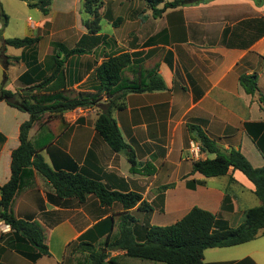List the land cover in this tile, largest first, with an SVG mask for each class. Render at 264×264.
I'll list each match as a JSON object with an SVG mask.
<instances>
[{"label": "crops", "instance_id": "obj_1", "mask_svg": "<svg viewBox=\"0 0 264 264\" xmlns=\"http://www.w3.org/2000/svg\"><path fill=\"white\" fill-rule=\"evenodd\" d=\"M0 1L9 16L6 30L13 18L23 20V36L39 39L33 49L6 48L5 53L9 57L26 55L24 60L7 69L0 64L3 70L0 87L4 85L8 91L22 92L34 85L32 81L38 84L51 76L60 51L52 48L42 50L44 40L52 43L79 40L84 46L87 32L80 14L82 0H53L47 15L23 0H16L19 4L10 13L3 0ZM31 13L37 17L35 22L28 17ZM137 18L134 25L138 24V30L133 28V31L142 42L141 47L137 46L138 43L132 44L125 52H138L141 59H154L161 55L159 74L167 89L129 93L123 101L126 108L115 111L113 115L137 161L152 163L157 170L155 175L132 174L126 153H115L97 133L95 123L103 106L101 103L96 110L80 108L69 112L70 118L66 114L68 129L40 154L53 169L71 170L76 165L85 176L101 181L107 188L138 192L149 203L148 194L155 189L156 183L184 184L187 190L200 195L202 209L220 214L223 221L230 224L238 213L239 220H243L246 211L261 202L255 194L254 184L242 172L231 169L228 175L213 178L196 173L191 175L192 180L203 182V185L192 190L187 187L188 182L180 181L183 168L177 161L180 155L186 154L185 146L192 136L189 127L196 125L216 140L222 149L240 150L255 168L264 166V157L245 128L247 123L264 122V109L259 101L260 94L264 95V0H208L194 6L168 9L160 18L152 16L150 10L140 13ZM19 36L12 30L5 40ZM86 43L94 46L88 40ZM82 50V53L70 57L61 54L66 86L77 91L96 90L99 86L96 69L107 58L94 48ZM34 58H37V64L32 63ZM15 68L16 75L10 81L9 71ZM27 72L33 73L29 81L21 82L20 77ZM253 74L258 76L259 92L249 95L241 86L240 78ZM63 86V81L57 80L54 85L46 86L43 92ZM0 111L1 188L11 177L12 153L20 145V126L30 120V115L3 101L0 102ZM48 135L47 129L34 127L29 138L35 144ZM202 156L204 159L214 158L204 153ZM194 162L187 164L190 171L186 174H190ZM36 182L39 189L30 190L21 198L16 216L38 222L48 229L50 255L31 261L15 249L13 234L9 231L0 234V263L78 264L76 250L79 238L84 236L85 241L94 244L102 240L112 229L110 218L122 212V206H104L94 195H89L84 203L77 199L62 200L49 196L42 189L38 177ZM173 190L166 192L165 209L169 208V194ZM238 202L242 206H237ZM130 212L136 220L145 215L137 208ZM133 228L138 240L143 241L145 231L137 236L134 225ZM260 237L263 235L257 239ZM242 245L229 247L236 249L223 252L225 257L211 254L212 258L207 262L205 254L210 251L208 249L204 253V261L206 264H264V240L251 244L250 253L244 257L235 256L242 250L237 247ZM20 246L28 253H34L28 244ZM111 253L112 256L124 254L123 251ZM246 260L249 261L244 262Z\"/></svg>", "mask_w": 264, "mask_h": 264}, {"label": "trees", "instance_id": "obj_2", "mask_svg": "<svg viewBox=\"0 0 264 264\" xmlns=\"http://www.w3.org/2000/svg\"><path fill=\"white\" fill-rule=\"evenodd\" d=\"M29 6L48 14L53 0H23ZM96 0H87L85 11L88 15L98 18L99 14L94 6ZM152 10L155 18L162 17L168 9L188 5H198L208 0H141ZM162 6V7H161ZM0 22L2 29L9 25V16L0 1ZM96 24V21L94 22ZM89 33H99V28ZM39 42L38 38H10L4 41L0 54L2 63L6 68L25 59L22 57H9L4 50L9 47L16 49H33ZM81 48H74L65 52L64 57L80 54ZM57 55L53 73L40 83L22 92H12L4 88L0 90V102L30 115V120L20 126V145L12 153L11 177L0 188V222L11 227L13 234L12 244L15 249L36 262L43 256L50 255L48 247L49 231L42 224L19 219L16 208L21 198L30 190L39 189L36 178H39L42 189L49 196L59 199H77L84 203L89 195H94L104 206L120 204L123 211L110 218L111 231L100 241L94 243L79 238L77 247L78 264H206L204 253L208 249L229 248L242 245L264 236V166L255 168L240 150L222 149L218 142L211 139L199 126L189 127L192 137L201 145V153L213 155L214 158H205L195 161L192 165L191 175L199 173L206 178L221 177L233 171L242 172L255 186V194L261 204L246 211L242 223L229 228L226 221L218 215L193 207L179 221L169 226H145L143 241L138 240L133 225L136 218L131 210L137 208L142 212L153 211V206L145 200L142 194L134 191L120 192L107 188L101 181L85 176L78 166L66 170L51 168L40 151L61 136L69 127L65 115L80 108L96 106L103 98H107L108 107L98 114L95 123L97 133L104 139L115 153L124 152L131 164V173L150 177L155 175L156 168L152 163L141 164L137 161L133 148L122 135L114 111L126 108L124 99L129 93H144L163 91L167 86L159 74L162 56L154 59H141L138 52H123L108 57L96 69L95 77L99 82L96 90L77 91L67 88L65 83L64 59ZM264 59V56L262 57ZM33 64H37L34 58ZM36 71V70H35ZM27 72L20 77L21 82H27L30 75ZM57 80H62V88H52L43 92L45 87ZM240 84L249 95L259 92L258 76L243 75ZM259 101L264 109V95L260 94ZM47 129L49 135L41 137L34 144L29 138L32 128ZM246 131L255 143L257 149L264 157V122L247 123ZM196 180L189 181L187 187L194 190ZM227 200H225V203ZM28 244L34 253H28L20 245ZM114 251H123L118 256L110 255ZM246 260L244 262H247ZM241 262V263H244ZM2 264V263H0Z\"/></svg>", "mask_w": 264, "mask_h": 264}, {"label": "rangeland", "instance_id": "obj_3", "mask_svg": "<svg viewBox=\"0 0 264 264\" xmlns=\"http://www.w3.org/2000/svg\"><path fill=\"white\" fill-rule=\"evenodd\" d=\"M87 0H82V5L80 9L81 19H82V25L84 29L87 32L86 39L84 41V46H82V41L79 40H66V41H59V42H48L43 41L42 42V50L46 51L48 48H52L54 50L60 51L58 55H61L62 53L65 54L68 50L74 49V48H81V49H87L92 50L97 49L98 52L104 57L108 58L113 55H117L120 53L125 52L132 44L138 43V47H141V43L136 35V32L133 31V28L138 30V24L134 25L135 21H138L139 18L137 16L142 13L145 14L148 10H150L147 5L141 1V0H96L94 2V6L99 14L98 18H95L94 16H90L85 11V3ZM191 2L192 0H188ZM3 3H5L7 7V11L12 13V9H15L17 6L18 1L16 0H3ZM16 4V5H15ZM194 6V4H192ZM162 7V6H161ZM17 9V8H16ZM5 10V8H4ZM152 12V10H150ZM6 12V11H5ZM14 15V12H13ZM153 16V12H152ZM14 17V16H13ZM30 20L35 22L37 20V17L35 13L29 14ZM96 21V24L94 22ZM86 25H90L92 29L99 28V33L91 34L89 33V28ZM23 26V20L18 21L17 19L13 18V21L10 23L9 29L6 30V28L3 29V35L0 36V40L3 37H9L10 31L15 30L17 35H20L18 38H23L24 36V28L22 30ZM4 31L5 35H4ZM136 38V41H133V39ZM86 40H88V43H93L94 46L87 45ZM146 44L143 45V47ZM3 45L0 41V54L3 53L2 51ZM10 50H14V48L9 47ZM5 52V50H4ZM2 58L0 57V64L7 69L4 64L2 63ZM15 65V64H14ZM9 68V67H8ZM17 69H12L9 71L8 77L10 81L14 78L16 75ZM3 78V70L0 67V81H2ZM4 88V85L0 87ZM125 99V98H124ZM124 99H121L117 101L118 103H121L124 101ZM103 104L101 111L106 109L108 107L109 102L104 100V98L98 103ZM97 104V105H98ZM96 106L88 107V108H81L85 111V109H94L96 110ZM100 111V112H101ZM117 111V110H115ZM114 111V112H115ZM1 112V111H0ZM97 112V111H96ZM98 112V113H100ZM79 113H82L79 111ZM83 113H90V112H83ZM95 113V112H94ZM68 114V113H67ZM74 116V115H73ZM66 117L70 118L72 117L71 114L66 115ZM195 141L194 137L191 136V138L187 141V144L185 146L186 154H182L179 156V160L177 161L181 168L183 170L180 173V181L189 182L193 178L190 174H186L190 171L189 166L191 162H194L199 159H204L202 156L203 153H201L199 158H195L190 153V142ZM189 151V152H188ZM185 159V160H183ZM187 166V167H186ZM191 178H190V177ZM211 180V179H209ZM197 181V180H196ZM197 185H203V182L197 181ZM171 193L169 194V208L165 209V197L166 192L169 189H173ZM148 199L150 201V204L153 206V211L151 212H142L145 214L142 217H139V219L134 224L135 229L137 230V236H140L145 231V226H169L177 221H179L187 212H189L193 207L197 206L200 207L202 204L201 197L199 194L191 192L187 190L184 187V184L178 183H156L155 189H152L148 194ZM237 206H242V203L238 202ZM201 208V207H200ZM237 212H239V209H236ZM218 218L223 217L219 214ZM239 217V213L234 217V220L230 223H227V226L229 228H235L239 226L243 220ZM244 219V218H243ZM141 234H140V233ZM259 240H264V236L260 237L254 242H259ZM248 243L246 245H242L237 248H242L241 251L235 254L237 257H244L247 253H250V245L253 244ZM234 249H228V248H214L210 249V251L206 252V261H210L212 258L211 254H216L215 257H225L223 256V252H227L228 250H235ZM208 252H210L209 256ZM112 255V253H110ZM232 256V257H235Z\"/></svg>", "mask_w": 264, "mask_h": 264}, {"label": "built area", "instance_id": "obj_4", "mask_svg": "<svg viewBox=\"0 0 264 264\" xmlns=\"http://www.w3.org/2000/svg\"><path fill=\"white\" fill-rule=\"evenodd\" d=\"M190 153L195 158H199L201 155V145L197 141H191L190 142ZM11 231V227L4 222H0V234H5L7 232Z\"/></svg>", "mask_w": 264, "mask_h": 264}, {"label": "water", "instance_id": "obj_5", "mask_svg": "<svg viewBox=\"0 0 264 264\" xmlns=\"http://www.w3.org/2000/svg\"><path fill=\"white\" fill-rule=\"evenodd\" d=\"M1 40H2V42L4 43L5 39H4L3 37L1 38Z\"/></svg>", "mask_w": 264, "mask_h": 264}]
</instances>
